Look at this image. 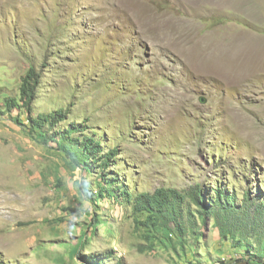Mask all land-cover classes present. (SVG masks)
<instances>
[{
	"label": "rangeland",
	"instance_id": "rangeland-1",
	"mask_svg": "<svg viewBox=\"0 0 264 264\" xmlns=\"http://www.w3.org/2000/svg\"><path fill=\"white\" fill-rule=\"evenodd\" d=\"M32 67L35 116L61 110L58 129L116 146L111 171L134 194L218 186L237 206L264 203V0H0V263L192 259L140 253L129 210L81 198L77 183L96 177L32 141L13 122L23 112H4ZM213 223L196 232L192 264H243Z\"/></svg>",
	"mask_w": 264,
	"mask_h": 264
},
{
	"label": "trees",
	"instance_id": "trees-1",
	"mask_svg": "<svg viewBox=\"0 0 264 264\" xmlns=\"http://www.w3.org/2000/svg\"><path fill=\"white\" fill-rule=\"evenodd\" d=\"M39 83V73L34 67L30 68L21 79L19 99H6L2 106L4 112H23L27 123L20 122L19 116L13 122L20 125L32 141L44 146L55 143V150L72 171L79 169L86 177H96V182L86 187L82 182L77 183L81 198L92 201L93 205L103 200L119 202L129 210L135 228L145 242V246H137L140 253L159 248L167 254L173 253L178 259H186L190 254L191 262L186 264H192L199 257L198 239L203 237L196 232L213 220L222 243H229L237 254L242 253L235 263L243 262L241 257H246L243 264H251L249 261L264 264V203L256 206L252 201L244 200L237 206L230 199L232 194L218 186L212 188L213 195L200 185L183 191L158 189L152 194H134L130 187L120 182L119 173L111 171L120 155L116 146L105 151L97 134H86V129H81L80 125L69 124L58 129L66 119V113L61 110L35 116ZM251 208L255 210L252 212ZM79 259L85 264H94L95 257L80 255Z\"/></svg>",
	"mask_w": 264,
	"mask_h": 264
},
{
	"label": "water",
	"instance_id": "water-1",
	"mask_svg": "<svg viewBox=\"0 0 264 264\" xmlns=\"http://www.w3.org/2000/svg\"><path fill=\"white\" fill-rule=\"evenodd\" d=\"M202 103H204V101H202Z\"/></svg>",
	"mask_w": 264,
	"mask_h": 264
}]
</instances>
